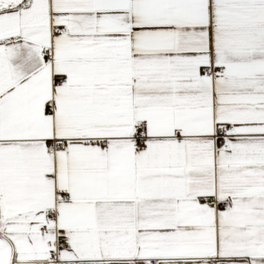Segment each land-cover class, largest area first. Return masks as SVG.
<instances>
[{
  "label": "snow or ice",
  "instance_id": "6c2138e0",
  "mask_svg": "<svg viewBox=\"0 0 264 264\" xmlns=\"http://www.w3.org/2000/svg\"><path fill=\"white\" fill-rule=\"evenodd\" d=\"M0 264H264V0H0Z\"/></svg>",
  "mask_w": 264,
  "mask_h": 264
}]
</instances>
